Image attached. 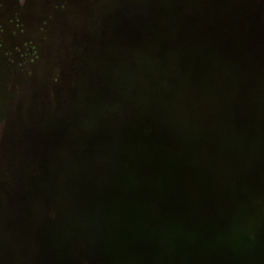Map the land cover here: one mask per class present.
Returning <instances> with one entry per match:
<instances>
[{
    "label": "trees",
    "instance_id": "trees-1",
    "mask_svg": "<svg viewBox=\"0 0 264 264\" xmlns=\"http://www.w3.org/2000/svg\"><path fill=\"white\" fill-rule=\"evenodd\" d=\"M160 14L140 35L119 33L101 83L87 52L88 66L67 69L71 149L56 157L57 189L69 175L74 205L86 197L97 209L98 192L112 187L116 208L141 203L157 231L172 216L189 239L183 219L197 205L202 220L228 221L231 239L264 235V73H242L264 67V0H163ZM243 87L253 95L244 126L233 111Z\"/></svg>",
    "mask_w": 264,
    "mask_h": 264
},
{
    "label": "rangeland",
    "instance_id": "rangeland-1",
    "mask_svg": "<svg viewBox=\"0 0 264 264\" xmlns=\"http://www.w3.org/2000/svg\"><path fill=\"white\" fill-rule=\"evenodd\" d=\"M162 2L0 0V264H101L78 244L76 222L89 215L74 205L69 175L57 189L56 157L71 149L62 83L71 66H88L87 56L101 83L119 33L140 35Z\"/></svg>",
    "mask_w": 264,
    "mask_h": 264
},
{
    "label": "water",
    "instance_id": "water-1",
    "mask_svg": "<svg viewBox=\"0 0 264 264\" xmlns=\"http://www.w3.org/2000/svg\"><path fill=\"white\" fill-rule=\"evenodd\" d=\"M261 49L263 56L264 42ZM256 71L264 73V67L248 65L242 73L250 77ZM262 85L264 83L260 82L258 88ZM252 97L248 87L241 88L235 94L234 99H238L239 103L237 101L233 111L243 126L252 108ZM247 145H244L245 149ZM98 188L101 189V186ZM113 189L103 188L98 192L97 200L100 199L101 204L97 209L89 208L91 202L87 204L86 197L76 206L80 208L84 204L89 215L87 224L76 222L81 231L77 233L78 244L101 264H264V235L256 234L255 238L250 239L241 231L231 239V224L225 221L218 225L206 218L202 220L199 205L193 207L192 214L183 219L186 225L182 227L192 228L193 239L175 234L178 227L172 224V216H169L165 229L157 231V226L145 224V216L149 218V214L141 203H133L131 208H116L117 198L113 197L119 192ZM202 209L205 213L206 207ZM208 221L211 224L207 227ZM146 234H152L154 238L147 239ZM184 234H188L187 231ZM169 236L175 239L168 242L166 239Z\"/></svg>",
    "mask_w": 264,
    "mask_h": 264
}]
</instances>
